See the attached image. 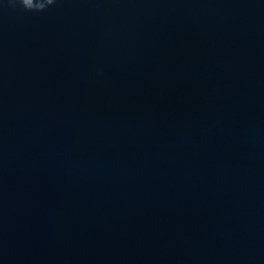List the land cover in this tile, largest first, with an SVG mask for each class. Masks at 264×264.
I'll return each mask as SVG.
<instances>
[{
    "label": "water",
    "instance_id": "1",
    "mask_svg": "<svg viewBox=\"0 0 264 264\" xmlns=\"http://www.w3.org/2000/svg\"><path fill=\"white\" fill-rule=\"evenodd\" d=\"M0 264H264V0H0Z\"/></svg>",
    "mask_w": 264,
    "mask_h": 264
},
{
    "label": "snow or ice",
    "instance_id": "2",
    "mask_svg": "<svg viewBox=\"0 0 264 264\" xmlns=\"http://www.w3.org/2000/svg\"><path fill=\"white\" fill-rule=\"evenodd\" d=\"M26 2H30V0H26Z\"/></svg>",
    "mask_w": 264,
    "mask_h": 264
}]
</instances>
